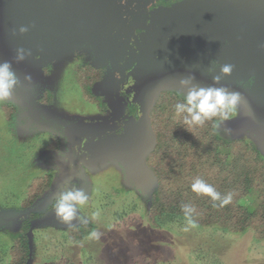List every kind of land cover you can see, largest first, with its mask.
Listing matches in <instances>:
<instances>
[{"label": "rangeland", "instance_id": "rangeland-1", "mask_svg": "<svg viewBox=\"0 0 264 264\" xmlns=\"http://www.w3.org/2000/svg\"><path fill=\"white\" fill-rule=\"evenodd\" d=\"M4 61L19 84L0 102V264L10 261L4 246L31 212L47 213L32 221L27 264H264V239L252 231L152 227L147 212L157 180L146 162L160 93L180 91L189 75L212 85L224 64L233 71L216 86L243 101L219 127L264 152V0H0ZM86 62L105 69L92 88L102 106L84 100L76 80L75 66ZM48 90L50 103L43 101ZM10 102L17 111L7 121L1 106ZM54 137L59 149H46ZM46 173L50 188L19 208L32 179ZM66 181L88 193L79 216L99 238L71 243L67 229L81 220L62 223L50 209Z\"/></svg>", "mask_w": 264, "mask_h": 264}, {"label": "trees", "instance_id": "trees-1", "mask_svg": "<svg viewBox=\"0 0 264 264\" xmlns=\"http://www.w3.org/2000/svg\"><path fill=\"white\" fill-rule=\"evenodd\" d=\"M174 1L182 0H152L157 5ZM104 71L91 62L75 66L83 99L99 106L104 104L103 98L93 93L92 88L103 78ZM53 94L51 90L46 91L43 101L50 103ZM183 94V88L180 91H162L149 115L156 140L146 162L157 180L147 212L151 226L173 230L175 226L187 223L182 205L191 204L195 208L192 219L197 228L215 227L224 232L241 234L252 231L257 240L264 239L263 150L246 136L232 137L220 127L214 128L213 124L219 123L218 118L203 125L185 124V114L177 115L174 108L176 103L183 102ZM10 103L1 106L7 121H12L17 111L16 104ZM7 110L10 113L6 114ZM52 140L45 148L58 150V138ZM197 177L211 184L222 195L231 193V203L220 207L219 201L192 191L191 185ZM51 183L50 173L32 179L19 208L33 206ZM44 213H29L19 233L12 235L13 242L4 246L5 253L10 256L8 264L28 263L32 221ZM94 228L91 223H78L70 226L66 235L71 243H81Z\"/></svg>", "mask_w": 264, "mask_h": 264}, {"label": "clouds", "instance_id": "clouds-1", "mask_svg": "<svg viewBox=\"0 0 264 264\" xmlns=\"http://www.w3.org/2000/svg\"><path fill=\"white\" fill-rule=\"evenodd\" d=\"M27 30L25 26H21L19 29L21 33ZM23 59V50H20L17 60ZM216 63L218 62H213L214 66ZM232 71L233 65L231 64L220 66V74L212 76L213 84L207 87L193 83L195 77L192 75L180 79L179 83L181 87L186 88L187 92L183 94V102L176 103L174 108L177 115L185 114V124L203 125L206 121L213 120L214 118H218L219 123H223L237 114L238 107L243 101L242 94L238 91H230L223 85L216 86L220 83L222 76L231 75ZM26 79H30V77H26ZM18 84L19 77L13 70L11 63L8 61L0 62V102L9 99ZM219 123H214L213 127L218 128ZM224 131L230 133L231 129L225 128ZM69 185L70 181H66L64 189L61 190L59 195L55 198L54 205L57 219L65 224H71L74 220H81L79 208L86 205L89 199L88 193L82 188L76 187L75 185L69 187ZM191 188L192 191L198 194L209 196L212 201H219L220 207L231 203V193L222 195L202 178H195ZM214 206L217 205L214 204ZM50 209H52V207ZM182 211L184 212L188 225L195 227V221L192 219L195 208L191 204H184L182 205ZM43 215L40 218H42ZM92 215L93 218H97L100 213L96 211ZM81 222H86V220H81ZM185 230H187V228ZM91 236L99 238V233L93 231Z\"/></svg>", "mask_w": 264, "mask_h": 264}, {"label": "flooded vegetation", "instance_id": "flooded-vegetation-1", "mask_svg": "<svg viewBox=\"0 0 264 264\" xmlns=\"http://www.w3.org/2000/svg\"><path fill=\"white\" fill-rule=\"evenodd\" d=\"M183 1V0H182ZM182 1H178V2H182ZM202 1H204V0H202ZM227 62V61H226ZM222 66V65H221ZM79 148H81V146L80 147H77V146H74V148H73V152H75V153H78L77 151L79 150ZM81 157V160H80V162H78V164H79V166H80V163H81V161H82V159L84 158V157H82V156H80Z\"/></svg>", "mask_w": 264, "mask_h": 264}]
</instances>
